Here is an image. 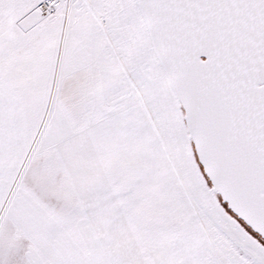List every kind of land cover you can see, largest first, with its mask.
Listing matches in <instances>:
<instances>
[{"label": "snow or ice", "instance_id": "snow-or-ice-1", "mask_svg": "<svg viewBox=\"0 0 264 264\" xmlns=\"http://www.w3.org/2000/svg\"><path fill=\"white\" fill-rule=\"evenodd\" d=\"M0 264H264V0H0Z\"/></svg>", "mask_w": 264, "mask_h": 264}]
</instances>
